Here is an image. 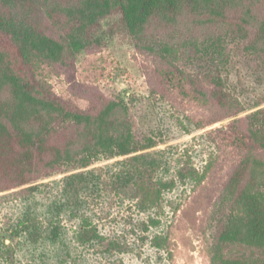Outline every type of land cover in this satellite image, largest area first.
<instances>
[{
	"label": "trees",
	"instance_id": "1",
	"mask_svg": "<svg viewBox=\"0 0 264 264\" xmlns=\"http://www.w3.org/2000/svg\"><path fill=\"white\" fill-rule=\"evenodd\" d=\"M113 15L120 16L136 49L159 55L171 81L186 83L201 98L208 93L166 57L170 51L158 53L142 45L150 34L219 27L246 38V51L264 58V0H0V194L57 173H72L63 182V200L54 201L46 212L47 233L35 209L8 224L14 236L25 237L28 243L61 241L63 217L77 223L76 242L84 243L85 237L102 240L95 228L87 226L84 198L92 188L100 194L108 188L97 182L100 176L82 170L125 158L118 163L121 169L110 189L126 198L136 187L147 186L143 181L147 172L167 165L161 153H145L158 143L135 137L128 104L122 99L107 100L98 111L89 112L57 98L35 75L41 66L73 68L77 54L92 45L90 34ZM214 38L212 34L209 41L214 43ZM212 85L214 104L229 112L224 118L237 116L241 110L223 91L221 77ZM218 122L198 125L195 131ZM222 136L217 145L226 143V150L236 151L237 166L216 205L223 225L212 245L210 264H264V108L234 121ZM171 174L139 201L145 211L158 208L163 192L175 188L178 179L191 180L196 188L198 179L206 177L184 155ZM39 189L33 186L20 193L29 194L22 195L29 199Z\"/></svg>",
	"mask_w": 264,
	"mask_h": 264
},
{
	"label": "rangeland",
	"instance_id": "2",
	"mask_svg": "<svg viewBox=\"0 0 264 264\" xmlns=\"http://www.w3.org/2000/svg\"><path fill=\"white\" fill-rule=\"evenodd\" d=\"M229 22L236 28L233 19ZM212 34L214 43L209 41ZM90 38L92 45L77 54L73 68L41 66L37 79L46 82L57 98L89 112L98 111L107 100L122 99L128 104L135 137L158 143L145 153H161L167 165L147 172L143 181L149 187H136L126 198L110 189L121 169L118 163L125 158L82 170L100 176L97 182L108 188L103 194L92 188L84 198L87 226L96 229L100 241L85 237L84 243L76 242L77 223L64 217L61 241L31 244L10 232L9 223L14 225L28 209H35L47 233L46 212L54 201L63 200V182L71 172L0 194V264H210V251L223 225L216 205L237 166L236 151L226 150V143L217 144L230 124L264 108V58L246 51V38L219 27L150 34L142 45L158 53L170 51L166 57L208 93L201 98L186 83L171 81L159 55L135 48L119 15L102 20ZM217 76L241 110L237 116L225 119L229 112L214 104L212 83ZM214 121L220 122L195 131ZM180 155L190 157L206 177L198 179L196 188L195 182L178 179L175 188L163 192L158 208L145 211L139 201L159 181L171 179ZM33 186L39 191L24 199L22 195L29 194L20 192Z\"/></svg>",
	"mask_w": 264,
	"mask_h": 264
}]
</instances>
